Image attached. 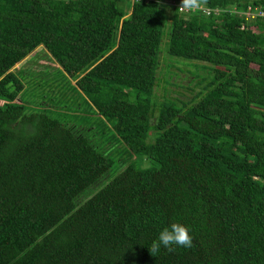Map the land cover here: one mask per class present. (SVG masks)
I'll use <instances>...</instances> for the list:
<instances>
[{
  "label": "trees",
  "instance_id": "16d2710c",
  "mask_svg": "<svg viewBox=\"0 0 264 264\" xmlns=\"http://www.w3.org/2000/svg\"><path fill=\"white\" fill-rule=\"evenodd\" d=\"M164 1L0 0V264H264V16L243 13L264 0H207L209 14ZM165 35L168 57L211 66L154 112ZM36 48L61 74L46 89L62 98L67 80L123 155L29 108L35 75L15 65ZM172 223L192 246L150 253Z\"/></svg>",
  "mask_w": 264,
  "mask_h": 264
},
{
  "label": "rangeland",
  "instance_id": "374dc122",
  "mask_svg": "<svg viewBox=\"0 0 264 264\" xmlns=\"http://www.w3.org/2000/svg\"><path fill=\"white\" fill-rule=\"evenodd\" d=\"M171 3H177L180 0H166ZM168 45V36L165 35L162 38L161 43V53L159 55V66L157 70L159 83L155 86V95L152 96V103L155 104L152 109L154 112L158 109L159 102L164 100L176 97L179 99H184L191 95V90L186 89L187 87L193 88L194 91L201 89V85H197L196 81L201 80L210 70V64L204 63L196 60H184L168 57L165 50ZM165 48V50L163 49ZM38 51L41 48H36ZM41 55V50L37 52L33 57L27 56L21 62L15 65L16 69H23L25 72H32L35 76L33 77L35 82L26 84V88H30L23 96V99L27 100V105L31 109H46L48 112H51L59 116L62 120L69 123H76L80 126L93 127V133L100 136L101 142L105 143L112 142V146H116L114 156L123 155L125 152V146L118 141L117 136L115 135V130L112 127L110 122H106L101 118L94 108H91L88 105V102L85 96L74 88V86L69 85L67 80H63L61 90L63 91L64 96H61L57 93L50 92L54 90L53 85H50L51 90H47V85L44 82V78L47 75L60 76V72L57 70V64L53 61L44 58ZM166 64L169 66V74H166ZM198 68V70H195ZM193 72V74H192ZM25 77V75H22ZM41 78L39 80L38 78ZM196 77V78H195ZM165 79L168 82H165ZM74 82V81H72ZM71 82V83H72ZM190 84V85H189ZM189 85V86H188ZM44 103H41V101ZM155 133V132H154ZM154 133H149L147 137V142L152 141ZM97 136V137H98ZM152 136V137H151ZM98 137V140H100ZM135 156H132L134 159ZM139 163L141 166H152L154 162L149 160L146 157H138ZM120 170V167L117 168L116 165H113L108 175L104 177L102 183L105 182L108 177L115 175Z\"/></svg>",
  "mask_w": 264,
  "mask_h": 264
},
{
  "label": "clouds",
  "instance_id": "9594fccd",
  "mask_svg": "<svg viewBox=\"0 0 264 264\" xmlns=\"http://www.w3.org/2000/svg\"><path fill=\"white\" fill-rule=\"evenodd\" d=\"M207 4V0H182L179 10L181 12H196L201 10ZM193 237L190 235V229L180 223H172L169 227H165L159 234L158 239L154 240L150 253L159 252L161 246L169 251L173 250V246L190 248L192 246Z\"/></svg>",
  "mask_w": 264,
  "mask_h": 264
},
{
  "label": "built area",
  "instance_id": "2783aa9c",
  "mask_svg": "<svg viewBox=\"0 0 264 264\" xmlns=\"http://www.w3.org/2000/svg\"><path fill=\"white\" fill-rule=\"evenodd\" d=\"M131 1H133V0H131ZM164 3L174 5L180 13L189 12V11L181 12L179 10V7L181 6L182 0L178 1L177 3H171V2H168V1L165 0ZM201 11L206 13V14H209L211 11H214L215 13H218L219 11H221V9H219V8L211 9V8H208V7L204 6L201 9ZM243 13L248 18H255V17H258V16H264V11L259 9V8L258 9H256V8L253 9L251 7H248V9L246 11H243Z\"/></svg>",
  "mask_w": 264,
  "mask_h": 264
}]
</instances>
